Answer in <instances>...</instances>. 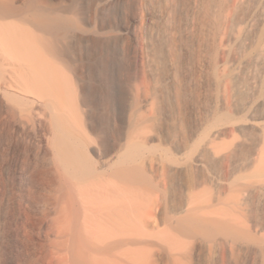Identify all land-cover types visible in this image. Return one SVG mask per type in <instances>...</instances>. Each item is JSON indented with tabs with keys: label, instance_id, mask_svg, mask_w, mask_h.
Listing matches in <instances>:
<instances>
[{
	"label": "bare ground",
	"instance_id": "obj_1",
	"mask_svg": "<svg viewBox=\"0 0 264 264\" xmlns=\"http://www.w3.org/2000/svg\"><path fill=\"white\" fill-rule=\"evenodd\" d=\"M0 264H264V0H0Z\"/></svg>",
	"mask_w": 264,
	"mask_h": 264
}]
</instances>
